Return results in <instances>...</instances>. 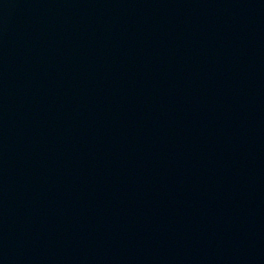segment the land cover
Listing matches in <instances>:
<instances>
[{
	"label": "water",
	"instance_id": "water-1",
	"mask_svg": "<svg viewBox=\"0 0 264 264\" xmlns=\"http://www.w3.org/2000/svg\"><path fill=\"white\" fill-rule=\"evenodd\" d=\"M0 264H264V0H0Z\"/></svg>",
	"mask_w": 264,
	"mask_h": 264
}]
</instances>
